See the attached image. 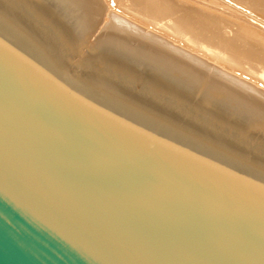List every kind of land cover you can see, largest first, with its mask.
<instances>
[{
  "label": "water",
  "instance_id": "water-1",
  "mask_svg": "<svg viewBox=\"0 0 264 264\" xmlns=\"http://www.w3.org/2000/svg\"><path fill=\"white\" fill-rule=\"evenodd\" d=\"M0 264H264V169L67 73L0 13Z\"/></svg>",
  "mask_w": 264,
  "mask_h": 264
},
{
  "label": "rangeland",
  "instance_id": "rangeland-1",
  "mask_svg": "<svg viewBox=\"0 0 264 264\" xmlns=\"http://www.w3.org/2000/svg\"><path fill=\"white\" fill-rule=\"evenodd\" d=\"M0 13L67 73L264 169V88L237 72L109 0H0Z\"/></svg>",
  "mask_w": 264,
  "mask_h": 264
},
{
  "label": "bare ground",
  "instance_id": "bare-ground-1",
  "mask_svg": "<svg viewBox=\"0 0 264 264\" xmlns=\"http://www.w3.org/2000/svg\"><path fill=\"white\" fill-rule=\"evenodd\" d=\"M109 3L119 14L146 24L158 35H166L191 52L237 72L246 82L264 88V0H109ZM154 38L157 40L153 46L164 48L161 37ZM246 82L241 84L248 89Z\"/></svg>",
  "mask_w": 264,
  "mask_h": 264
}]
</instances>
